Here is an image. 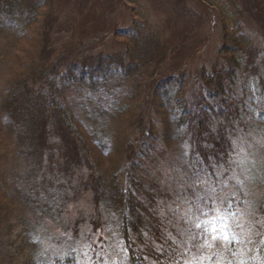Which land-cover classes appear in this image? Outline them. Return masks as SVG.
Here are the masks:
<instances>
[{
    "label": "rangeland",
    "instance_id": "rangeland-1",
    "mask_svg": "<svg viewBox=\"0 0 264 264\" xmlns=\"http://www.w3.org/2000/svg\"><path fill=\"white\" fill-rule=\"evenodd\" d=\"M49 1L37 8L38 16L28 26L33 29L31 36L9 27L0 13V94L8 93L13 81L25 76L20 72L31 61L36 67L44 63L50 50L40 44L45 33L41 35V28L46 30L49 20L60 19V26L50 32H58L55 37L62 45L70 36L72 45L83 41L91 49L137 53L139 40L145 35L152 38L167 57L151 77L154 79L147 80L158 90L156 95L152 87L147 89L151 99L144 110L146 119L153 120L156 137L151 139L154 147L145 154L131 150L132 141L142 138L140 122L135 121L141 118L143 108L138 105L142 98L137 106L132 97L133 106L123 104L135 80L134 72L125 81L126 92L124 87L114 91L125 92L119 106L112 102L114 96L110 101L90 86L76 83L69 87L59 80L61 94L95 159L94 170L109 184L116 174L120 186L143 198L146 204L139 213L156 211L150 204L156 199L166 223L164 232L170 237L165 247L175 250L167 257L168 264H264V91L259 86L264 67L259 69L262 73L241 67L233 80L226 77L224 95L239 92L244 102L224 130H219L223 122L219 118L210 127L214 133L207 130L201 138L186 121L190 113L179 114L178 100L186 95L178 94L173 80L158 81L169 70L218 69L225 20L229 31L238 25L248 32L253 45L258 44L261 32L249 0ZM257 1L264 13V0ZM72 25L73 30L68 31ZM117 26L134 31L121 35L115 31ZM140 65L136 73L144 78L154 63L140 60ZM188 93L192 105L195 95ZM2 115L0 111V139H6L7 130L15 125ZM181 122H186L185 127ZM49 141L52 152L35 165L10 139L7 147L0 146V190L5 192L4 196L0 193V264L56 260L63 264H128L122 226L125 216L134 214L117 207L107 195H95L90 179L93 168L86 159L76 162L63 154L60 134L50 133ZM129 154L132 161L134 156L140 161L135 168ZM134 175L138 179L132 181ZM139 181L144 182L143 187L136 186ZM205 201L208 208L220 210L214 216L223 214L231 203L235 213L227 216L235 234L231 243L210 237L207 242L194 239L202 231L195 225L212 218L197 212ZM150 228L145 224L143 230Z\"/></svg>",
    "mask_w": 264,
    "mask_h": 264
},
{
    "label": "trees",
    "instance_id": "trees-1",
    "mask_svg": "<svg viewBox=\"0 0 264 264\" xmlns=\"http://www.w3.org/2000/svg\"><path fill=\"white\" fill-rule=\"evenodd\" d=\"M46 1L0 0V13H4L3 22L8 23L9 27L15 26V29L25 34L24 36H31L33 29L30 31L28 26L38 16L37 8ZM249 3V10L254 23L261 32L258 35V40H260L258 44L253 45L248 32L245 29H240L238 25L237 28L229 31L228 22L225 20L224 39H222L218 48V53L223 55L221 57L223 64L221 65L222 61L216 63L218 69L214 72L200 69L197 72L185 71L183 73L169 70L158 79L159 82L173 80L175 83L172 85L176 88L178 94L186 95L178 100L179 114L183 117L185 114L190 113L186 121L197 131L196 135L200 138L207 130L210 135L214 133L209 130L219 118H221V121L223 120L220 125L222 127L219 130H224L225 125L232 120V115L238 112L240 105L244 102L243 95L239 92L224 95V85L227 83L226 77H231L233 80L237 72L241 73V67L251 69L255 73H262L260 72L262 70L259 71V69L264 67V13H261L257 0H249ZM58 20L60 19L49 20L50 22L45 23L46 30L42 31L43 27L41 28V35L42 32L47 34H43L40 44L50 50L45 56L44 63L40 67H36V64L33 66L31 61L20 72L25 76L21 77L20 80L13 81V86L8 93L6 92L7 94H0L2 116L10 119L12 125H15V130H12V128L7 130L9 132L6 139H0V146L7 147L10 139V142H13L17 148L19 146L23 154L26 157L28 156L35 165L42 163L47 152L52 149L49 141L50 133L60 134L64 148L63 154L76 162L86 159L93 168L90 179L95 195L97 194L98 197L107 195L117 207L134 214L131 218L125 216L124 225L122 226L128 248V264H168L167 257L171 256L175 250L165 247V242H168L170 237L166 236L164 232L166 223L158 213L155 205L156 199L150 201L156 211L147 209L144 213H139L138 209L140 210V207H144L146 204L143 198L139 197L132 189L120 186L116 174L112 175L113 181L109 184L102 175L99 176L95 172L94 169L97 166L93 154H89L90 147L76 125L74 115L69 108L70 105L65 101L59 87V80H62L64 86L69 87L71 84L76 83L81 87L90 86L92 91H100L104 97H109L110 101L112 100L111 97L114 96L112 102L119 106V98L125 97L123 96L126 92L125 81L134 72L135 80L128 88V92H126L128 100L124 98L123 104L125 106L132 104L131 106H133L135 102L137 106L138 100L142 98L138 105V107L143 108L141 118L139 121L138 118L135 120L140 122V135H142V138H137L131 144V150L142 155V153L145 154L148 150H152L154 146L151 139L156 137L153 120L151 117L146 119L147 112L144 110L146 102L149 104L148 101L151 99L149 97L150 91L148 92L147 89H151V87L153 89L154 85V83L151 85V82L147 80L154 79V77H151L162 67L161 64L167 56L163 57L165 53H161L155 40L147 35L143 37V40H139V51L137 53H135V50L131 51L129 45L126 46L130 49L129 51L125 50L119 53L104 51L99 47V49H91L90 45H86L87 43L83 41L72 45L70 36L64 38L65 45H62L58 42L59 37H55L58 32L56 31L55 34L50 32L55 27L60 26L61 21L57 22ZM121 27L117 26L116 33L127 35L129 31H134V28H128V31H125ZM73 28V25L69 26L68 31L73 30ZM59 30L61 29L59 28ZM46 36L47 38H45ZM52 38H55V40H52ZM50 40L52 41L50 42ZM136 59H140L141 62L154 63L153 69L149 70V68L147 70L148 75L144 78H140L136 73L138 68L141 67L140 60L137 61ZM231 62L232 64H230ZM189 73L191 74L189 75ZM188 75L189 80L186 82V76ZM229 78L227 79L229 80ZM259 86L264 91V73L260 76ZM121 87H124L125 92H120L121 95L119 93L114 94V91L120 90ZM157 90L154 88L152 92L157 95ZM188 91L193 92V95H195L192 97L194 100L191 101V106L188 101L191 98L187 97ZM129 97H132L131 99L136 98L137 101L130 103ZM119 108L121 109V107ZM185 123L181 122V125L185 127ZM1 131L0 126V133ZM125 147L127 148L126 145ZM138 147L139 151L137 150ZM125 151L122 150V152ZM132 158V155H130V163L135 168L138 166L136 162L139 160L134 156L132 161ZM137 179L138 176L134 175L132 181ZM136 186L143 187L144 182H136ZM0 193L2 196L5 195L4 191L0 190ZM145 224L151 227L150 231L143 230ZM39 264H63V262L56 260Z\"/></svg>",
    "mask_w": 264,
    "mask_h": 264
},
{
    "label": "snow or ice",
    "instance_id": "snow-or-ice-1",
    "mask_svg": "<svg viewBox=\"0 0 264 264\" xmlns=\"http://www.w3.org/2000/svg\"><path fill=\"white\" fill-rule=\"evenodd\" d=\"M213 203H215L213 201ZM232 205L231 203L228 204V207L224 210V213L219 216H214L213 213H218L220 210L216 208H208L207 201L204 202V207H198L197 212L200 216L209 217L212 216L211 219H206L203 223H197L195 226L198 229H201V233L198 234L197 237L194 239H200L207 242L208 238L210 237L212 241L216 240H224L228 241L229 243L232 242L234 237V233L231 232L230 226L227 221V216L235 215L232 212ZM238 242V241H237Z\"/></svg>",
    "mask_w": 264,
    "mask_h": 264
}]
</instances>
